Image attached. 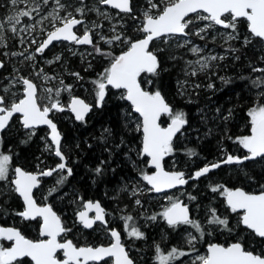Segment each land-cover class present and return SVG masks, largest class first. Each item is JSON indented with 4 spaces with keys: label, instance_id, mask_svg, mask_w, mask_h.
Returning <instances> with one entry per match:
<instances>
[{
    "label": "snow or ice",
    "instance_id": "obj_1",
    "mask_svg": "<svg viewBox=\"0 0 264 264\" xmlns=\"http://www.w3.org/2000/svg\"><path fill=\"white\" fill-rule=\"evenodd\" d=\"M10 3L13 6V11L3 21H0V40L3 39L5 24L9 26L8 30L13 33L34 30L35 25H27L21 29H18L17 25L21 23L22 18H31L33 13H39L42 10L41 5H47L49 0H10ZM80 3L81 6L74 9L75 13L83 16L86 11L91 10L98 12L106 19L108 18L107 13L101 12L99 8L87 9L83 6V0H80ZM98 3L110 5L126 14L133 12L132 0H98ZM20 4L25 5V7H16ZM156 9L158 11L153 12ZM61 11L65 12L63 16L60 15ZM201 11L206 15H200ZM74 12L67 11L66 5L61 0H55L52 11L36 21L37 24L42 25L45 20H48L53 29L47 32V38L36 48V52L42 53L53 41L58 40L73 41L76 44L93 43L92 29L85 27L82 36H78L73 31L76 26L84 24L83 19H78ZM190 14H196L195 20L190 18ZM133 18L135 19V17ZM241 19L246 20L248 31L252 37L264 40V0H166L162 8L153 0H147V9L143 12V24L139 29L144 34L142 38L124 37L122 39V35L117 34L106 40L109 44L113 41H121L126 43L128 47L126 51L114 56L110 66L100 74L97 80L93 81L96 106L102 105L105 100L106 89L111 86L115 89L124 90L125 94L122 98L130 101L135 112L142 117V124L137 125V130L142 129L143 133L141 155L150 157L149 163L155 168V172L152 174L142 172L143 180L151 186L150 191L161 192L164 189L185 185L188 182L184 172L165 171L162 165L164 157L173 152V138L181 132L187 123V119L185 113L173 111L158 89L149 92L141 87L139 80L141 74L156 75L159 68L157 53L150 50V44L154 40L164 37L177 34L187 35L186 29L196 21L207 22L204 27L197 30L196 35H200L213 26H222L232 30L228 33V40L237 39L233 33L236 32L237 23ZM94 27H99V25H94ZM201 38L203 39L202 36ZM101 39H105V37L102 36ZM21 42L23 43V40ZM245 42L250 43L251 41L246 37ZM95 50L98 53L101 51L99 48ZM191 51L198 53L200 49L193 47ZM13 54L15 55V53ZM56 59L59 60L60 57L57 56ZM216 59H218L216 56H210L197 60L195 63L200 65V70H204L208 67V61ZM219 59H223V57H219ZM2 67L3 63L0 62V68ZM253 71L264 72V69L254 68ZM75 75L79 76L78 73ZM192 75H196V72L193 71ZM48 78L45 76V79ZM227 82L225 81V83ZM16 83L23 85L22 98L13 99L9 103L5 95H0V132L8 126L14 114L22 115V124L25 129L46 125L50 128V140L54 146V154L61 162L55 168L43 170L36 174L27 172L20 167L14 169V178L11 180V184L14 186V192L22 198L24 203V210L18 212L17 215L25 220L41 218L40 235L47 237V239L33 241L25 238L15 227H0V238L13 242L11 247L0 246V264H19V261L26 257H30L34 264H95V262L112 257L115 258V264H134L121 242L120 233L115 229L110 230L114 242L109 246L78 247L72 240H64V242L58 240V237L70 230L63 226L60 216L52 210L50 205L40 206L37 204L33 189L39 185L40 176H51L55 172L64 170H66L67 176L72 175V169L67 167L66 157L61 150V133L58 131L57 125L49 118V113L65 111L66 109L59 100V90L53 97L51 95L52 89H47L50 94L49 103L41 106L38 103L36 84L26 77L21 76L18 80H13L12 84L0 91L8 93ZM252 85L258 89L264 88V76L257 77L252 81ZM209 87L213 86L209 85ZM70 88L69 85L66 90H70ZM12 95L15 97L16 93ZM260 97H264V91L259 93L258 99ZM91 108L92 105L75 96L67 105V109L74 113L75 119L78 121H84ZM164 114H167L171 121L167 127H161L158 123ZM247 115L250 117V135L236 139L247 150L248 155L240 157L228 154L224 160L205 165L196 171L192 178L204 176L212 169L219 168L221 164H239L246 160L264 159V102H254V106L248 110ZM189 154L194 155L195 153L189 150ZM11 160V155L0 151V181L8 180ZM95 171L99 174L102 169L97 167ZM66 178V176L61 177L57 183L62 184ZM219 187L212 188V191H218ZM54 191H56L55 188L51 189V192ZM222 194L225 196L231 211L240 214L238 223L250 230L256 237L264 240V186H262L259 194L246 192L242 188L234 190L223 188ZM168 199L170 204L162 212L167 224L170 227L191 226L202 237L204 235L203 227L198 220L190 217L188 205L179 199L172 197ZM191 199H195V197H191ZM136 203L140 204V201L137 200ZM83 207L84 210L78 212V218L85 228H92L97 221L107 223L105 210L99 202L88 201ZM93 210L95 216L90 218L89 212ZM151 219L155 220L156 217L153 216ZM125 220L131 221L132 217L128 216ZM207 222L224 228H228L229 225L228 219L220 217L214 208L211 209V218ZM125 227L128 228L129 225L126 223ZM127 234L136 238L144 235L134 226H131V230ZM195 240L196 236L189 233L188 243L193 245V250H195ZM58 251L63 252V259L57 258ZM156 252V259L159 264H169L170 261L187 254L176 248H172L167 254H164L159 246L156 247ZM196 261L198 264H264V253H254L252 250H247L245 244L237 240L227 246L216 243L209 244L207 254L197 255Z\"/></svg>",
    "mask_w": 264,
    "mask_h": 264
},
{
    "label": "rangeland",
    "instance_id": "obj_2",
    "mask_svg": "<svg viewBox=\"0 0 264 264\" xmlns=\"http://www.w3.org/2000/svg\"><path fill=\"white\" fill-rule=\"evenodd\" d=\"M62 3L66 5L67 11H73L76 7H80V1L77 2L76 0H61ZM153 2L160 5L162 8L166 0H153ZM55 6V0H49L47 5H41V11L39 13H33L31 18L24 17L21 19V23L17 25L18 29L24 28L27 25H35L34 30H29L27 32L18 31L17 33L11 32L9 26L5 24V30L3 32V39L0 40V60L9 63L17 62V66L13 67L11 74H6L4 77H0V90L5 87H8L12 84L13 80H18L19 77H26L33 81V83L37 86V97L38 103L43 106L49 103V92L47 89H52L51 95L56 93L57 90H60L67 95V100L71 97L79 95L84 97L86 100H94V89L88 86L87 84L79 83L77 79V72H71L72 68L69 70L64 63L56 64L55 58L53 57V53L44 54L36 52V48L43 42L45 39L47 32L53 30L52 24L45 20L43 24H37L36 21L40 19L41 16H46L49 12L52 11L53 7ZM83 6L87 9L99 8L101 12L107 13L108 18L106 19L104 16L100 15L96 11L88 10L86 11L83 16L74 12L76 17H82L84 19L85 16L88 17L79 27L80 35H83L85 27L92 29V41L93 43L90 45L84 44H76L75 42L69 43L66 45L61 46L60 44H56L51 50L59 51L62 55L61 60L63 59L64 53L69 55L70 53L76 54L78 62H83L84 68H89L91 65L90 60L97 58L99 53L96 52V48L98 47L97 44L100 42L104 44L103 49L113 48L116 44L114 41L112 43H107L106 40L110 39L112 36L119 32V28L127 25L129 20H133L135 18L140 19L137 20L134 24V28L136 30V34L138 37H142L144 34L139 31L143 24V12L147 9V0L142 1H132L133 12L130 14L120 13L116 10L110 9L107 6L100 5L98 0H89L88 2H83ZM16 7L23 8L25 5L20 4ZM13 11V6L10 3V0H0V21H3L8 15H10ZM158 11V9L153 10V12ZM65 12L61 11L60 15H64ZM200 15H206L200 12ZM193 20L196 18V14L191 16ZM134 22V21H133ZM206 21H196L194 24L190 25L189 28L186 29L187 35L185 36H170L164 37L161 39L156 40V45L153 47L152 51L156 52L161 49H165L166 51L172 53V60H174L175 65L178 66V72L180 67V79L178 80V87H179V96L185 97L186 102H192L190 94H197L199 91L207 93L211 89L209 85L212 84L213 81H209L208 84L202 85L201 81L199 80L203 74L209 73L210 76H216V69L222 64L226 57H230L234 51L229 52L227 51V42L230 41H240L242 43L245 42V38L247 37L250 40L251 35L248 36L249 31L245 27V31L243 29L239 30V36L237 33H233V35L237 36V39L228 40L227 36L228 33L232 32L231 29H225L221 26H213L211 29L206 30L205 32L201 33L200 35H196L195 33L201 27H204ZM94 25H99V27H94ZM105 37V39H101V37ZM203 37V39L201 38ZM23 40V43L21 42ZM35 41V43H33ZM119 43V42H118ZM102 44V45H103ZM262 52L264 53V43H261ZM123 44L119 46V49L122 50L125 48ZM225 45V46H224ZM224 46V47H223ZM193 47H197L200 49L198 53H193L191 49ZM48 49V48H47ZM49 49V50H50ZM102 50V49H101ZM47 52V51H46ZM15 53V55L13 54ZM52 56V57H51ZM66 56V55H65ZM216 56L218 59L213 61H208V67L204 70H200V65L195 63L197 60H202V58ZM219 57H223V59H219ZM264 60V58H263ZM25 62L26 67L22 64L25 72L21 73L18 70L20 66L18 65L19 62ZM109 61L103 62L102 65H107ZM90 65V66H89ZM60 67V68H59ZM263 69L262 67H250L249 71L254 72L253 78L264 76V72L260 71H253V69ZM195 71L196 75H192V72ZM14 72V74L12 73ZM16 77H15V76ZM45 76L49 77L45 79ZM199 76V77H198ZM207 76V75H206ZM194 78L196 80H194ZM220 78L216 79L218 82ZM191 81V82H190ZM195 81V82H194ZM77 83L79 85H77ZM71 86L70 90H66L68 86ZM262 92L258 90L257 92H252L251 97L249 99V104L245 108V117L242 122L238 123L234 132V135L231 139H228V145L230 146L231 152H237L239 147H243L237 141V137H241L244 135H250V117L247 115L248 110L254 106V102L259 103L261 100L258 101L259 93ZM16 93L14 97L12 94ZM203 93V94H204ZM9 99L6 98L7 102H11L13 99H19L23 96V85L20 83H16L13 87L10 88L9 92ZM124 90L116 91V96L122 98L124 96ZM55 97V96H54ZM123 99V98H122ZM63 105V104H62ZM199 111H195L194 113L197 114ZM129 122H133L135 125H140V119L138 117H133L132 112L125 114ZM225 116V115H224ZM62 117L68 118L67 115H63ZM61 118V117H60ZM137 119V121H136ZM218 122H222V120H218ZM224 128V126L222 127ZM16 130V129H15ZM18 130V129H17ZM11 131V130H10ZM221 133L217 140H216V150L217 157L213 158L212 160L206 162L205 165H210L217 161L223 160L227 157L228 154L231 152H227L225 150V141L227 139V131H221ZM18 135L22 136H34L35 135V144L37 145L38 149L40 150V161L35 165L36 171H40L39 164L46 161V157L53 155L54 153V146L51 144V140L48 137V129L47 128H40L37 129H28L24 131V129L19 128ZM185 132L181 133V139ZM179 139V137H178ZM10 148V147H9ZM63 151V147L61 149ZM5 154L9 151L8 148L3 149ZM134 160L138 155V153H133ZM139 154L140 151H139ZM170 153L168 156H171ZM58 163V162H56ZM56 163L54 164L56 166ZM192 162L186 164L183 163L182 166H179V163L176 162L175 158H170V166L172 169H177L185 173L190 181L187 185L183 187H179L172 191L166 193H158L154 190L150 191L149 189L151 186L143 180L142 172H139L137 176L130 177L129 180L123 181V183L117 189V197H119V201L114 202L113 204L109 203L108 207L110 206V210H108V221L111 223L112 227H116L123 236V243L129 249V253L134 260V264H159V261L156 259L157 252L156 247L159 246L162 253L167 254L172 248H176L178 250L184 251L187 254L182 257H178L177 259L170 261L169 264H198L196 261L197 255H206L207 249L206 246L216 242L213 240L214 236L221 238L224 236L223 232L220 230L219 225L208 224V220L211 218V209H216L217 214L224 218L232 220V224L235 222L237 223L240 219V216L236 214H232L233 212L225 206L224 203V195L222 194L223 188H226L220 182L219 175L217 176L216 172L212 171L213 173L208 175H204L199 177L198 179L192 178L194 173L203 167L199 166L192 171L188 169L191 167ZM204 165V166H205ZM254 165L259 168L264 167V159H258L254 162ZM70 168V165H67ZM229 167L226 166L223 170L227 173ZM235 168L239 167L233 166ZM44 168V167H43ZM53 168V167H52ZM50 169V168H49ZM14 172V168L10 167L9 170V178H12ZM66 172L58 171L55 174L51 175L50 180L48 182H42L41 186L39 187L38 191L36 192L35 199L42 203L44 202V195L52 189L53 185H59L57 181L63 176ZM151 174V173H148ZM228 174V173H227ZM6 181H0V197L8 199L9 196L15 195L14 186L11 184V179ZM203 185L204 188H209L208 199L210 200L211 204L207 207L199 205L201 203L198 199H191V197H195L197 195V187ZM219 187L218 191L213 192L212 188ZM17 197V196H16ZM112 197V196H111ZM109 199H112V198ZM169 197L173 199H183L187 204H191L192 208V219L198 220L204 231V235L201 237L200 233L196 232L194 228L187 225H180L177 227H170L167 226L165 223V219L162 216V212L165 207L169 206L170 201ZM18 198V197H17ZM114 198V197H113ZM196 198V197H195ZM19 202L20 199L18 198ZM139 200L140 204H137L136 201ZM215 202V203H212ZM20 207V206H19ZM20 210H23V206ZM14 211V209H12ZM64 213V212H63ZM63 213H60L63 215ZM131 216V221H126L125 218ZM155 216L156 219L153 220L151 217ZM6 219V217H0V220ZM8 222L10 224L18 223L23 224L25 228L29 229V233L32 234V239L37 240L39 239V229L35 228L30 221H25L20 216H15V212L11 213L10 218H8ZM128 224L129 227L126 228L125 224ZM0 225H2L0 223ZM238 225H241L238 223ZM65 227V225L63 224ZM131 226H134L139 229L144 235L140 238L130 237L128 236V232L131 230ZM77 225L74 221V218H69V223L67 225V229L69 231L71 238L77 246H93L95 247L98 245L94 239L99 238L104 243H108L111 241L110 235L107 232L106 227L98 224L90 233V236L94 237V239H87L82 229H76ZM168 230H167V229ZM250 231V230H249ZM67 233V232H66ZM66 233L62 236V239H65ZM189 233L196 236V240L194 241V248L193 245L188 243L189 240ZM233 239L230 242L240 240L241 241V234L233 235ZM222 241V239H221ZM220 243L221 242H216ZM0 246L5 247L3 243V239L0 238ZM258 252L264 253V243L261 245L260 248H257ZM96 264V263H95ZM99 264H111L110 260L102 261Z\"/></svg>",
    "mask_w": 264,
    "mask_h": 264
},
{
    "label": "trees",
    "instance_id": "obj_3",
    "mask_svg": "<svg viewBox=\"0 0 264 264\" xmlns=\"http://www.w3.org/2000/svg\"><path fill=\"white\" fill-rule=\"evenodd\" d=\"M76 1L79 2L80 0ZM88 1L89 0H83L84 3ZM85 18L88 19L87 16H85ZM137 20L139 21L140 19L135 18L129 20L127 25L119 28L120 31L117 32V34H121L122 39L124 37L137 39V29L134 28V23ZM244 26L242 22L237 24L236 33L238 36L240 35L239 30L243 29L245 31ZM248 36H250V34H248ZM250 38V43L230 41L227 42L226 46L224 45L228 48L227 51H234L233 53L235 54L224 59L222 64L215 71L216 76H210L209 73H205L200 77L199 80L202 82V85H206L209 81H213L211 84L213 87H211L207 93L201 91L195 95L191 93L190 100H192V102L189 103L186 102L185 97L179 96L178 80L180 79V67L178 72V64L175 65L174 60L171 59V51L168 52L165 49L158 48L157 56L159 68L156 75H147L150 80L148 88L151 91H156L158 89L166 101L171 104L174 112L181 111L186 115L187 125L183 129L185 135L183 139H178V137L175 138L173 152L171 156H168L169 159L170 157H174L176 162L179 163V166H182L184 162L186 164L192 162L191 167L188 169L192 171L217 157V153L219 152L216 150V140L218 136L223 133L221 132L223 130L225 132L227 131V139L225 143H223L226 145L225 150H227V152L232 151L228 145V139L233 137L237 127L236 125L243 121L245 117V108L249 104L252 92L254 93L258 90L264 91V88L258 89L252 85V81L256 78H253L254 72L249 71L250 67H262L264 69V53L261 48L262 41L254 37ZM114 42L116 44L113 48L106 50L103 49V43L100 42L97 44V48L100 50L102 49L98 54L101 56L90 60L89 64L91 66L89 65V68H84L85 64H83V62H78L76 54L73 53L69 55L64 53L62 60L63 54L59 51L50 49L44 54L53 53L52 55L56 61V57L59 56L60 59L56 64L61 61L69 70L72 68L71 72L73 71L79 74V76H76L79 83L87 84L94 89L95 84L93 81L97 80L100 74L107 68L106 65H102L104 60L105 62L111 60L119 53V46L126 44L121 41ZM16 63L17 62H15V64L9 62L4 63L2 75H0V77H3L2 81H4L6 74H11L13 67L17 66ZM22 64L26 67V63L21 61L18 64L20 66L18 71L24 73L25 70ZM12 73L14 74V72ZM218 78H220V80L216 82ZM194 80L196 79L194 78ZM225 81L228 82L225 83ZM0 85L3 84L1 83ZM77 85L79 84L77 83ZM143 85H145V83ZM62 94L63 92L60 90L59 100L64 99ZM4 95L9 99L8 93H4ZM259 100L264 102V97H260L258 101ZM92 102H94L93 108L84 121L76 122L70 117H61L59 119L58 126L62 132V147L65 157L67 158V165H70L72 169V175L67 176V173L63 172V176L67 178L62 184L53 185L52 189L55 188L56 191L51 192V190H49L46 195H44V200L49 202L57 213L64 212V219H62L63 221L65 220V224H68L69 218L72 219L74 214L82 208L84 200H99L111 211L110 209L112 207L110 208L108 205L109 203L113 204L119 201L117 189L123 181L139 175L138 173L141 171L146 173L150 172V168L146 164L145 156L139 154L141 147L140 130H137V125L133 122H129L125 116V114L131 112L127 100L116 96V91L109 89L100 107L96 106L94 100ZM195 111L199 112L195 114ZM132 116L137 117L134 114H132ZM225 117H227V119H225ZM218 120H222V122H218ZM20 126L21 124L18 119H13L11 121L8 128L0 134V147L9 149L6 153L12 156L10 167L15 168L16 166H23L32 169L35 168V165L40 161V150L35 144V135L22 136L17 134L19 128H21ZM223 126L224 128H222ZM239 149L242 148L239 147L238 150ZM189 150H192L195 154L190 155ZM136 152L139 157L137 156L134 160L135 155L133 153ZM54 160L55 158H53L52 155L47 156L46 161L39 164V167L41 169H43V167L52 168L56 163ZM254 162L255 161L245 162V164L237 168L233 166L229 167L227 171L228 174L223 170L226 166H220L213 171L216 172L217 176L219 175V177H221L220 182H222V185L226 188L241 186L247 190L257 191L261 190L262 186H264V167L262 169L256 167ZM163 164L166 168L170 166L167 164L166 160H164ZM97 167L102 169L99 174L95 171ZM211 173L213 172H209L206 175L210 176ZM49 180L50 178L46 179L47 182ZM197 188L198 192L195 196V200L199 197L201 200L199 205L207 207L211 204L208 199L210 189L204 188L203 185ZM110 197L112 199H109ZM200 200L198 199L197 202ZM19 206L20 202L15 195H10L8 199H5L4 196L0 197V217H6V219L0 220V222L9 223L8 218H10L12 212H15L16 216ZM12 209H14V211H12ZM228 221V228L219 225L224 236L221 238L214 236V241L229 243L233 240V235L240 233L241 241L246 247L251 248L254 253H262L260 251L258 252L257 248L261 247L264 240L254 236L252 232L238 225V223L237 226H234L236 223L234 222L232 224L230 218ZM37 222L38 221H32L31 223L37 225ZM229 229H231V231H229ZM25 233L24 234L27 236H32V234L27 231H25ZM84 234L88 240L94 239V237L90 236V232L84 231ZM19 264H31V262L23 258L19 261Z\"/></svg>",
    "mask_w": 264,
    "mask_h": 264
},
{
    "label": "flooded vegetation",
    "instance_id": "obj_4",
    "mask_svg": "<svg viewBox=\"0 0 264 264\" xmlns=\"http://www.w3.org/2000/svg\"><path fill=\"white\" fill-rule=\"evenodd\" d=\"M114 10V9H113ZM117 11V10H116ZM118 12H120V11H118ZM120 13H122V12H120ZM203 13V12H202ZM205 14V13H204ZM194 14H191L190 15V17L191 16H193ZM77 18H82V17H77ZM83 19V21H85V19L84 18H82ZM243 23L244 25H246V28H247V22H246V20H244V19H241V20H239L238 21V23ZM237 23V24H238ZM81 25H79V26H77V27H75V32L77 33V35L78 36H82V35H80V33L78 32L79 31V27H80ZM222 27V26H221ZM247 30H248V28H247ZM251 35V34H250ZM47 36V35H46ZM178 36V35H177ZM179 36H185V35H179ZM143 37V36H142ZM142 37H138L137 39H139V38H142ZM252 37V36H251ZM46 38V37H45ZM257 39H259L260 41H262V42H264L263 40H261L260 38H257ZM45 40V39H44ZM43 40V41H44ZM69 43H73V41L72 42H67V41H59V42H53L51 45H49L43 52L44 53H46V51L48 52L49 51V49L53 46H55L56 44H60L61 46H63V45H66V44H69ZM84 45H90V44H84ZM156 45V40H154L151 44H150V50H152L153 49V47ZM52 47V48H53ZM127 47H128V45H125V48L124 49H122V50H120L119 51V53L117 54V55H119V54H121V52H123V51H126L127 50ZM118 51V50H117ZM116 55V56H117ZM112 60V59H111ZM111 60H108L109 62H108V64L106 65L107 66V68L110 66V63H111ZM3 62V61H2ZM3 65H4V62H3ZM3 68V67H2ZM2 68H0V75H2ZM149 73H142L141 74V77L139 78V80H140V83H141V87L142 88H144L146 91H149V92H154V91H151V90H149V88H148V86H149V83H150V80H149V78H148V75ZM145 83V85H143ZM109 89H112V90H115V91H117V92H119V90H122V89H115V88H112L111 86H108V88L106 89V93H107V91H109ZM0 95H4V93L2 92V91H0ZM54 96H55V94H53ZM53 96V97H54ZM62 96H64V99L63 100H60V102H61V104H63L64 106H65V111H53V112H51V113H49V118L50 119H52L53 120V122L57 125V128H58V130H59V132L61 133V137H62V132H61V130H60V128H59V126H58V124H59V119H60V117H62L63 115H67L68 117H70L71 119H73L74 121H76V122H81V121H78V120H76L75 119V117L73 116V114L70 112V110L69 109H67V105L70 103V100H71V98L69 99V100H67V95L65 94V93H63L62 94ZM76 96H78V97H81V98H83L84 100H85V102L86 103H88V104H90V105H92V108H93V103L94 102H92V100H89V101H87L84 97H82V96H79V95H76ZM75 96V97H76ZM66 97V98H65ZM166 100V99H165ZM94 101H95V103H96V96H95V87H94ZM128 102V101H127ZM169 105H170V107H171V104L168 102V101H166ZM129 103V102H128ZM102 104H103V102H102ZM130 105V104H129ZM100 107V106H99ZM91 108V109H92ZM130 108H131V112H132V107H131V105H130ZM172 108V107H171ZM132 114H134L133 112H132ZM134 115H136V114H134ZM137 116V115H136ZM138 117V116H137ZM139 118V117H138ZM13 119H18L19 120V122H20V124H21V129L23 128L25 131L26 130H28V129H25L24 127H23V125H22V123H21V120H20V115L19 114H15L14 116H13V118L10 120V122H9V124L11 123V121L13 120ZM140 119V118H139ZM187 119V118H186ZM171 121H170V117H168V115L167 114H164V115H162L161 117H160V119H159V121H158V123L161 125V127H167L168 126V124L170 123ZM9 124H8V126H9ZM186 125H187V123L184 125V127L182 128V130H181V132L180 133H177V135L173 138V146H174V143H175V138L176 137H179V139H181V133L183 132V129L186 127ZM8 126L4 129V130H6L7 128H8ZM37 128H41L40 130H42V128H46V127H35L34 129H37ZM3 130V131H4ZM2 131V132H3ZM2 132H0V134L2 133ZM140 133H141V131H140ZM0 144H1V140H0ZM1 146V145H0ZM242 149H239V150H237V152H231L230 154L231 155H233V156H240V157H243V156H245V155H248V152H247V150L246 149H244L243 147H241ZM61 149H62V139H61ZM0 150L2 151V152H5V151H3V148H1L0 147ZM63 152V154H64V156H65V153H64V151H62ZM142 152V144H141V147H140V153ZM52 157L53 158H55V162H58V163H60L61 161H60V159L58 158V157H56L55 156V154L53 153V155H52ZM171 158V157H170ZM145 159H146V164L149 166V168H150V172L149 173H153V169L151 168V166L149 165V163H148V157L147 156H145ZM226 159V158H225ZM258 159H260V158H257L256 160H247V161H244V162H242V163H239V164H237V163H233V164H221V167H223V166H241V165H243V164H245V162H250V161H257ZM164 160H166V162H167V164L168 165H170V159H169V157H168V155L167 156H165L164 157ZM164 160L162 161V165H163V167H164ZM224 160V159H223ZM221 161V160H220ZM217 162H219V161H217ZM58 163H56V165L58 164ZM66 163H67V161H66ZM216 163V162H215ZM166 164V165H167ZM206 163H204L203 164V167H204V165H205ZM202 167V168H203ZM21 168L23 169V170H25V171H27V172H32V173H39V172H41V171H43V170H47V169H49L48 167L47 168H43V169H40V171H36V169H34V168H32V169H28V168H25V167H23V166H21ZM53 168H55V166L53 167ZM164 169L165 170H167V171H180V170H177L176 168L175 169H172V167L171 166H167V168L166 167H164ZM217 169V168H216ZM216 169H212L210 172H212L213 170H216ZM56 173V172H55ZM55 173H53V174H55ZM208 174V173H207ZM51 176H43V177H41V178H39V180H40V183H39V185L33 190V195H35L36 194V192L38 191V189H39V187L41 186V184H42V182H47L46 181V179H48V178H50ZM14 178V172H13V176H12V178H9V179H13ZM185 179L189 182L190 181V179L187 177V176H185ZM194 179H198V178H194ZM188 182L185 184V185H187L188 184ZM184 185V186H185ZM177 188H179V186L178 187H175V188H173V189H170V190H166V191H163V192H158V193H166V192H169V191H172V190H174V189H177ZM234 188H242L244 191H246V192H249V193H259L261 190H257V191H253V190H247V189H244L243 187H241V186H235V187H230V188H228V189H234ZM17 196V195H16ZM18 197V196H17ZM19 198V197H18ZM17 198V199H18ZM20 199V198H19ZM34 199H35V196H34ZM36 200V199H35ZM38 200V199H37ZM36 200V202H37V204L38 205H40V206H43V205H45V204H47V205H50L51 207H52V210L54 211V212H56V214L58 215V216H60V218H61V221H62V224H64L65 225V227H67V225L68 224H65L64 223V221H63V215H61L60 213H57V211L56 210H54V207L49 203V202H47V201H45L44 200V202L42 201V203H40V202H38ZM91 201H95V199H90ZM19 201V200H18ZM85 201H87V200H84L83 201V203H82V208H83V205H84V202ZM99 201V200H98ZM100 202V201H99ZM224 203H225V196H224ZM100 204H101V206L104 208V210H105V220L107 221V223L106 224H103V223H101V222H97L91 229H86L84 226H82L79 222H77L76 221V214H74V216H73V218H74V221H75V223H76V225H77V227H76V229H82L83 230V232L84 231H88V232H91L98 224H101L102 226H104V227H106V229H107V232H108V234L110 235V230L111 229H115V230H117L119 233H120V236H121V242H122V244L124 245V243H123V236H122V233L116 228V227H112L111 226V223L108 221V208L106 207V206H104L103 205V203H101L100 202ZM189 205V208H190V211H191V218H192V208H191V204H188ZM23 206V210H24V205H23V203H22V201H21V199H20V207H18V211H17V213L18 212H20V211H23V210H20L21 209V207ZM225 206L228 208V209H230L229 207H228V205L225 203ZM81 208V209H82ZM80 209V210H81ZM231 210V209H230ZM79 211V210H78ZM77 211V212H78ZM76 212V213H77ZM17 213H16V216H19V215H17ZM232 214H236V215H238V216H240V214H238V213H232ZM90 216H94V213H90ZM22 218V217H21ZM63 218V219H62ZM25 220V219H24ZM25 221H30V223L32 222V221H38L37 222V225L36 224H34V223H31V224H33L34 226H35V228H38L39 230H40V224H41V221H40V219L39 218H37V219H35V220H25ZM2 225H0V226H11V227H15V228H17L21 233H22V235H24L25 236V238H29V239H31V240H33V241H35L34 239H32L33 237H31V236H27V235H25L26 233H25V231H27L28 233H29V229L28 228H25V226H23V224L21 225V224H18V223H14V224H10V223H3V222H0ZM69 223V222H68ZM165 223H166V221H165ZM166 225L167 226H169L167 223H166ZM242 226V225H241ZM244 227V226H243ZM248 230V229H247ZM71 231V230H70ZM25 234H24V233ZM251 232V231H250ZM65 234V233H64ZM63 234V235H64ZM62 235V236H63ZM70 236V233H69V231L66 233V238L65 239H62V236H60L59 237V241L60 242H63L64 240H72L71 238L69 239V236ZM254 235V234H253ZM255 236V235H254ZM3 239V238H2ZM40 239V238H39ZM39 239H37V240H39ZM110 239H111V241L110 242H108V243H104L102 240H100L99 238H97V239H95V241H97L96 243L98 244V245H108V244H111V242H112V237H111V235H110ZM234 240V239H233ZM73 241V240H72ZM90 241V240H89ZM233 242H236V241H233ZM3 243H4V245H5V247H9L11 244H12V242L11 241H8V240H5V239H3ZM73 243L75 244V242L73 241ZM230 243H232V242H229V243H221V244H223V245H228V244H230ZM76 245V244H75ZM98 245H96V246H98ZM77 246V245H76ZM78 247H80V246H78ZM124 247H125V249L127 250V252H128V254H129V256L131 257V255H130V253H129V249H127V246H125L124 245ZM246 247V246H245ZM246 249L247 250H251V248H249V247H246ZM57 258L58 259H62L63 258V256L61 255V253L59 252L58 254H57ZM23 259V258H22ZM25 259H27V258H25ZM131 259L133 260V258L131 257ZM28 260V259H27ZM107 260H110V259H107ZM133 262H134V260H133ZM101 263V262H100ZM32 264V263H31ZM96 264H99V263H96Z\"/></svg>",
    "mask_w": 264,
    "mask_h": 264
},
{
    "label": "water",
    "instance_id": "obj_5",
    "mask_svg": "<svg viewBox=\"0 0 264 264\" xmlns=\"http://www.w3.org/2000/svg\"><path fill=\"white\" fill-rule=\"evenodd\" d=\"M106 6H108V7H110L111 9H114V8H112L110 5H106ZM114 10H117V11H119L118 9H114ZM202 12V11H201ZM206 14V13H205ZM191 15V14H190ZM77 27V26H76ZM73 31L75 32V28L73 29ZM76 33V32H75ZM77 34V33H76ZM178 36L179 35H181V34H177ZM46 38H47V36H46ZM45 38V39H46ZM59 41H64V40H58V41H53V42H59ZM264 41V40H263ZM67 42H72V41H67ZM46 49V48H45ZM0 62H2L1 60H0ZM3 63V62H2ZM76 97H78V96H76ZM79 98H81V97H79ZM81 99H83V98H81ZM84 100V99H83ZM129 102V104L131 105V102L130 101H128ZM131 107H132V105H131ZM71 112V111H70ZM132 112L134 113V114H136L139 118H140V122H141V124H142V117L140 116V114L139 113H137V112H135V110H134V108L132 107ZM72 113V112H71ZM73 114V116L75 117V115H74V113H72ZM88 114V113H87ZM86 114V115H87ZM15 115V114H14ZM20 115V120H21V122H22V115L21 114H19ZM86 117V116H85ZM7 127V126H6ZM36 127H46L47 129H48V137H49V139H50V128L48 127V126H46V125H39V126H36ZM59 131V130H58ZM140 131H141V144H142V137H143V133H142V129H140ZM149 161H150V157H148V163H149ZM247 161V160H246ZM244 162V161H243ZM231 164H233V163H231ZM149 165L151 166V164L149 163ZM151 168L153 169V172H155V168L153 167V166H151ZM165 171H167V170H165ZM32 173V172H31ZM34 174H36V173H34ZM41 177H43V176H40L39 178H41ZM179 187H183L184 185H178ZM178 186H176V187H178ZM175 188V187H174ZM35 189V188H34ZM33 189V190H34ZM171 189H173V188H171ZM234 189H236V188H234ZM234 189H232V190H234ZM166 190H170V189H164V190H162L161 192H163V191H166ZM254 194H259V193H254ZM17 196H18V194H16ZM19 197V196H18ZM20 199H21V201H22V203H23V200H22V198L21 197H19ZM182 203H184V204H186V205H188L183 199H179ZM88 201H91V200H87V201H85L84 202V204L85 203H87ZM93 203H95V202H99L98 200H95V201H92ZM100 203V202H99ZM225 203H226V198H225ZM227 204V203H226ZM23 205H24V203H23ZM47 205V204H46ZM101 205V204H100ZM102 207V206H101ZM188 207H189V205H188ZM103 208V207H102ZM84 210V207L81 209V210H79L78 212H80V211H83ZM78 212L76 213V221L77 222H79L80 223V221H79V218H78ZM189 212H190V217H191V211H190V208H189ZM56 213V212H55ZM90 213H94V216H95V211L93 210V211H90L89 212V217L90 218H94V216H90ZM40 219V221H41V223H42V219L41 218H39ZM166 221V220H165ZM97 222H99V221H97ZM96 222V223H97ZM95 223V224H96ZM102 223V222H101ZM167 223V222H166ZM81 224V223H80ZM94 224V225H95ZM103 224H105V223H103ZM41 225V224H40ZM82 225V224H81ZM93 225V226H94ZM242 225V224H241ZM83 226V225H82ZM243 226V225H242ZM0 227H11V226H0ZM86 229H91V228H86ZM63 235V234H62ZM61 235V236H62ZM39 238L40 239H47V237H42L41 235H40V230H39ZM27 239H29V238H27ZM39 239V240H40ZM6 240V239H5ZM58 240H59V237H58ZM36 241V240H35ZM12 242V241H11ZM64 242V241H63ZM112 242H114V238L112 237ZM111 242V243H112ZM13 243V242H12ZM213 243H216V242H213ZM232 243H234V242H232ZM216 244H220V243H216ZM231 244V243H230ZM12 245V244H11ZM11 245L9 246V247H11ZM110 244H108V245H103V246H109ZM223 245V244H222ZM98 246H101V245H98ZM227 246V245H226ZM96 247V246H95ZM207 247L208 246H206V249H207ZM126 250V249H125ZM127 251V250H126ZM61 253V255L63 256V252L62 251H58V253ZM57 253V254H58ZM128 253V252H127ZM129 255V254H128ZM32 264H34V261H32L31 260V258L30 257H26ZM129 258L131 259V257L129 256ZM63 259V258H62ZM107 259H110V261H111V264H115V258L114 257H112V258H105V260H107ZM105 260H103V261H105ZM133 261V260H132ZM100 262H102V261H100ZM100 262H95V263H100Z\"/></svg>",
    "mask_w": 264,
    "mask_h": 264
},
{
    "label": "bare ground",
    "instance_id": "obj_6",
    "mask_svg": "<svg viewBox=\"0 0 264 264\" xmlns=\"http://www.w3.org/2000/svg\"><path fill=\"white\" fill-rule=\"evenodd\" d=\"M104 6H106V5H104ZM107 7H108V6H107ZM109 8H110V7H109ZM110 9H111V8H110ZM78 19H82V18H78ZM59 68H60V67H59ZM89 113H90V112H89ZM89 113H88V114H89ZM88 114H87V115H88ZM87 115H86V116H87ZM85 118H86V117H85ZM66 159H67V158H66ZM16 167H20V166H16ZM16 167H15V168H16ZM15 168H14V169H15ZM20 168H21V167H20Z\"/></svg>",
    "mask_w": 264,
    "mask_h": 264
}]
</instances>
